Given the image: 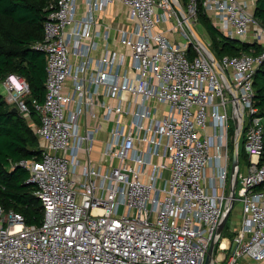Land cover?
Returning <instances> with one entry per match:
<instances>
[{
	"label": "built area",
	"instance_id": "obj_1",
	"mask_svg": "<svg viewBox=\"0 0 264 264\" xmlns=\"http://www.w3.org/2000/svg\"><path fill=\"white\" fill-rule=\"evenodd\" d=\"M112 1L86 0L77 17L78 0H55L43 38L32 46L45 59L44 97L31 101L41 154L19 166L43 219L25 225L21 214L0 205V264H205L211 245L206 264H264V115L253 105L264 50L213 59L193 32L200 4L223 36L264 47L256 0H182L186 8L181 0H116L132 23L120 30V43L129 49L134 75L123 72L124 59L114 51L85 74L101 36L97 10ZM71 52L80 57L75 68ZM2 83L6 102L31 121L25 78L13 73ZM99 88L129 96L126 108L108 104L100 115L113 116L103 153L116 162L105 169L78 158L94 149L98 128L81 132L79 119L94 108ZM159 105L165 114L157 117ZM239 125L247 156L242 167ZM209 166L216 174L206 187ZM235 173L230 211L237 201L240 226L225 246L221 225Z\"/></svg>",
	"mask_w": 264,
	"mask_h": 264
},
{
	"label": "trees",
	"instance_id": "obj_2",
	"mask_svg": "<svg viewBox=\"0 0 264 264\" xmlns=\"http://www.w3.org/2000/svg\"><path fill=\"white\" fill-rule=\"evenodd\" d=\"M54 1L0 0V82L13 73L25 78L29 85L25 100L33 122L31 124L18 111H12V106L0 95V205L4 211L21 214L25 225H39L43 219L42 204L34 195L32 184L26 182L28 172L19 166V162L40 158L41 154L40 141L34 132L38 119L31 101H42L46 71L43 53L32 46L43 38L44 23ZM254 8V16L264 27V0H256ZM196 17L208 33L209 49L216 59L242 53L258 54L264 50L261 44L223 36L200 4ZM253 88V105L264 115V59L254 74ZM238 146V158L242 157L244 163L247 156L243 150V135ZM232 147L231 143V151ZM261 163H264V152Z\"/></svg>",
	"mask_w": 264,
	"mask_h": 264
},
{
	"label": "crops",
	"instance_id": "obj_3",
	"mask_svg": "<svg viewBox=\"0 0 264 264\" xmlns=\"http://www.w3.org/2000/svg\"><path fill=\"white\" fill-rule=\"evenodd\" d=\"M86 0H78V7H77V17L81 16L86 11ZM97 29H100L101 36L94 38V41L98 43V48L92 52L91 55V64L89 65L85 74H89L93 69L97 67L96 63L101 59L106 57L108 53L116 52V56L123 57L124 59V70L123 72L126 73L128 76H133L134 72L127 66L129 60V49L127 46L122 45L120 43L121 40V29H129L132 27L131 21H129L127 16V8L123 5L120 1H112L107 4L105 7L97 10ZM71 51H72V43L70 44ZM70 60L74 68L79 64L80 57L70 53ZM66 90L72 89V83L68 80L65 83ZM129 96L124 94L122 97L117 98L110 95H106L104 93V89L99 88L98 92L95 94V106L93 109L87 110L81 118L79 119V131H84L86 129H93L95 127L98 128L95 134V143L94 149L92 152L87 155L84 152L78 154V158L80 163H84L87 159L91 158L92 162L97 165L101 166L102 169L107 168L108 166L114 164L116 161L114 159L109 158L107 155L103 153L105 141L108 137L107 129L113 126V116L112 120L105 121L103 120L100 115L104 110L105 105H112L118 109L126 108V99ZM150 104H154V101L151 100ZM75 104H71V108L73 109ZM158 116L160 117L165 114V106L159 105L158 106ZM125 119V118H123ZM31 124L32 119H31ZM216 169L212 166H209L206 171V178L204 184L206 187H209L215 177ZM76 179H79L78 176H75ZM240 223L238 226H234V222H232L229 226V231L232 234V237L235 231L239 228ZM232 237H224L222 240V244L228 246L232 240ZM219 253V252H218ZM224 253V252H220ZM226 253V251H225ZM217 254V252H216ZM215 254V256H216Z\"/></svg>",
	"mask_w": 264,
	"mask_h": 264
},
{
	"label": "rangeland",
	"instance_id": "obj_4",
	"mask_svg": "<svg viewBox=\"0 0 264 264\" xmlns=\"http://www.w3.org/2000/svg\"><path fill=\"white\" fill-rule=\"evenodd\" d=\"M181 3L186 8V6L182 2V0H181ZM191 20H193V19H191ZM194 28H195L196 32L198 33V35L201 37V39L204 42L208 43L209 40H210L209 36H208V33H207L206 29L201 25V23L198 22V21H195ZM0 95H2L3 97L6 96V90H5L4 85H3L2 82H0ZM230 111H231V106H230V104H228V113L229 114H230ZM29 122H31V121H29ZM232 131H233V126H232V119L230 117L229 118V137L232 135ZM231 143L232 142L230 141V145H231ZM238 148H239V146H238ZM239 161H240V167H242V163H243L242 157H241V159ZM229 176H230V172H229L228 177ZM238 187H239V183H237V188ZM240 211H241L240 210V205H239V203H237V201H235L234 205H233V207H232V209L230 211V214L228 216V219H227V221L225 223V227L223 229L222 236H224V237H232V234L229 231V226H230V224L232 222H234V226H238L239 225V223H240ZM217 250H218V248H217ZM216 251L214 252V254H216ZM217 253H218V251H217ZM216 264H218V263H216ZM222 264H225V261H223Z\"/></svg>",
	"mask_w": 264,
	"mask_h": 264
},
{
	"label": "water",
	"instance_id": "obj_5",
	"mask_svg": "<svg viewBox=\"0 0 264 264\" xmlns=\"http://www.w3.org/2000/svg\"><path fill=\"white\" fill-rule=\"evenodd\" d=\"M255 9V8H254ZM253 9V10H254ZM193 32L195 34V36L197 37V39L204 45L205 49L207 50L208 54L210 55V57H212L213 59H215L213 53L211 52V50L209 49V47H207V45L204 43V41L201 39V37L198 35V33L193 29ZM216 66V64H215ZM217 68V71L218 73L220 74V76L226 81V78L222 75V72L220 71V69L216 66ZM12 111L14 112H17V108L12 106L11 108ZM236 138H235V144L237 145L238 142L240 141V137H241V125H239V127L236 128ZM234 146L233 148V153H232V163L233 165L236 164V160H237V146ZM236 180H237V176H236V173L234 174L233 176V183H232V186L230 188V191H229V196H230V199H229V202H228V205L225 209V215H224V218H223V221H222V225H221V228L224 226V224L226 223L227 219H228V216H229V212H230V207L231 205L233 204V200H234V196H235V185H236ZM28 184H30V182L27 180L26 181ZM211 257H212V245L210 246L209 250H208V253H207V257H206V261H205V264L211 260Z\"/></svg>",
	"mask_w": 264,
	"mask_h": 264
},
{
	"label": "bare ground",
	"instance_id": "obj_6",
	"mask_svg": "<svg viewBox=\"0 0 264 264\" xmlns=\"http://www.w3.org/2000/svg\"><path fill=\"white\" fill-rule=\"evenodd\" d=\"M211 264V263H210Z\"/></svg>",
	"mask_w": 264,
	"mask_h": 264
}]
</instances>
